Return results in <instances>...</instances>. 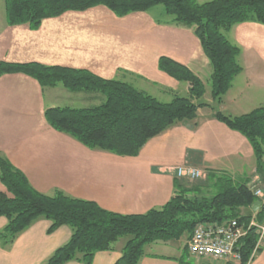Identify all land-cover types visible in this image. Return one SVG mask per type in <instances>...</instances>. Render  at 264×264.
<instances>
[{
  "label": "crops",
  "instance_id": "obj_1",
  "mask_svg": "<svg viewBox=\"0 0 264 264\" xmlns=\"http://www.w3.org/2000/svg\"><path fill=\"white\" fill-rule=\"evenodd\" d=\"M85 12L70 11L46 19L35 31L27 25L8 26L6 13H0V62L86 69L104 79L132 85L126 78L127 72L154 82L174 81L159 69L162 56L188 66L199 77L194 68L210 67L193 28L174 24L159 28L148 17H142L147 12L127 15L130 18L125 21L100 17L108 20L109 25L104 26L98 18L91 20L87 16L84 21L77 16ZM143 34L150 39L145 41ZM126 38L132 43L125 42ZM162 38L165 44L160 43ZM227 38L241 49L239 63L243 71L231 87L235 89L232 99L237 105L232 115L240 116L253 111L251 107L264 104V25H236ZM185 88L188 91V85ZM69 93L62 86L42 88L24 74L0 76V154L21 170L40 193L51 196L61 190L72 198L96 202L110 212L137 215L170 201L180 166L198 168L205 177L207 171L226 172L236 181L257 177L256 157L249 141L214 119L207 107L198 110L196 119L178 123L151 139L138 156H118L90 150L50 126L45 118L46 109L62 107L59 101L71 97ZM86 97L91 100L95 96ZM226 97L222 106L229 101ZM189 151L194 153L189 155ZM7 224L8 219L0 217V230ZM51 224L39 219L9 249L0 244V264L45 263L72 236L68 226L49 235ZM127 240L122 238L112 250L96 253L92 264H115ZM188 241L186 236L181 241L147 245L138 264H238L197 258L190 253L182 262ZM249 264H264V250Z\"/></svg>",
  "mask_w": 264,
  "mask_h": 264
},
{
  "label": "trees",
  "instance_id": "obj_2",
  "mask_svg": "<svg viewBox=\"0 0 264 264\" xmlns=\"http://www.w3.org/2000/svg\"><path fill=\"white\" fill-rule=\"evenodd\" d=\"M4 1L7 25H27L33 31L44 20L70 11L85 12L104 6L124 17L163 6L172 17V24L193 28L200 40L212 69L213 104L203 101L206 87L202 79L188 66L166 56L159 59L160 71L188 84L187 95L176 94L169 103L160 102L131 83L104 79L86 69L37 62H0V76L24 74L42 88L62 86L71 93H99L102 97L99 105L48 108L45 118L54 130L71 136L90 150L118 156H138L151 139L178 123L196 119L200 108H210L214 119L249 141L256 157V174L264 182V105L240 116L226 115L218 108L243 71L239 63L241 49L227 38V33L246 22L264 25V0ZM251 180L236 181L226 172L207 171L206 181L212 192L204 195L202 185H188L176 179L174 194L166 205L145 214L122 215L104 210L96 202L72 198L61 190L51 196L40 193L21 170L0 154V181L6 188L0 191V217L8 219L6 227L0 230V244L9 249L36 221L46 219L52 222L49 235L68 226L72 236L43 264L71 261L92 264L96 253L112 250L124 237L128 240L115 264H138L147 245L181 241L186 236L190 239L199 224H222L231 219L248 222L251 217L243 216L242 209L252 207L257 201L262 206L256 218L264 223V202L250 191ZM256 243L257 235L250 230L238 245L241 264H249L262 252L254 255ZM183 251L180 261L185 262L188 247Z\"/></svg>",
  "mask_w": 264,
  "mask_h": 264
},
{
  "label": "rangeland",
  "instance_id": "obj_3",
  "mask_svg": "<svg viewBox=\"0 0 264 264\" xmlns=\"http://www.w3.org/2000/svg\"><path fill=\"white\" fill-rule=\"evenodd\" d=\"M0 13L4 14L5 13V1L4 0H0ZM134 13L129 14L128 16H135L133 15ZM80 18L84 19V21H86L87 16H89V19L91 18V20H93L94 18H98L100 19V17H106V16H110L113 18H117L119 20H127L128 17L127 15L122 17H119L118 15H116L114 12L110 11L108 8L104 7V6H99L96 8H92L90 10H88L85 13H78V15ZM142 17L146 18L148 17L156 26H158L159 28L162 27H166L168 25L172 26V17L168 16L165 11H164V7L163 6H158L153 8L152 10L148 11L147 13H145V15H142ZM134 18V17H133ZM99 21H102L104 23V26L109 25L108 20L106 18H102ZM137 26V24H135ZM93 25L89 26V28H91ZM99 27V26H98ZM104 29V27H102ZM92 29V28H91ZM130 28H128L129 30ZM101 35V34H100ZM143 38H145V41L150 39V36L143 34L142 35ZM144 41V39H142ZM99 39H98V43H99ZM127 43H132L128 42V39L126 38L124 40ZM105 42V41H104ZM161 44H165L164 39L162 38V40L160 41ZM169 48V45H167ZM194 70L196 72H199V75L202 79V81L205 84L206 87V93L205 96L203 98V101L206 103L213 104L212 103V98H211V86H210V76L212 73V69L211 66L210 67H203L201 68V70H198L197 68H194ZM126 78L127 80H129L130 82L134 83V86L142 91H145L146 93L156 97L160 102L163 103H169L172 101V99L174 98V95L179 94L181 96H186L188 91L187 88H185L188 84L187 83H181L179 81H172V82H162V81H157L154 82L153 80L149 79V78H144L139 76V74L136 73H132V72H127L126 73ZM234 90L235 89H231L228 92V95L226 98L229 100L227 102L226 105L221 104L222 107H224V110L221 109V106H219L218 108L226 115H232V113H236L237 111V105L234 104V100L232 99V96L234 95ZM69 92V91H68ZM71 97L69 98H61L59 101V105L62 107H66V106H70V107H74V108H86V107H91V106H95V105H99L101 103L102 97L101 95L98 93L94 94H87V93H69ZM86 94V95H84ZM248 94V92H246V95ZM86 96H95L94 99H87ZM225 99V97H224ZM223 99V101H224ZM233 100V101H231ZM257 101V102H256ZM258 103L260 102L259 100H255L254 103ZM253 103V104H254ZM264 104H262L261 106H263ZM259 106V107H261ZM257 106H253L252 109H256ZM258 108V107H257ZM210 109V108H209ZM240 115V114H239ZM235 116V115H232ZM58 132V131H57ZM202 172V171H201ZM206 177L204 176V172H202V177L198 180H185V182L188 185H202L203 188V193L204 195H209V193L212 192L211 188L206 186L205 184L207 183ZM2 186V190L0 191H4L5 187L4 185L1 183ZM124 240L127 239V237L123 238ZM180 245L182 244L179 243Z\"/></svg>",
  "mask_w": 264,
  "mask_h": 264
},
{
  "label": "built area",
  "instance_id": "obj_4",
  "mask_svg": "<svg viewBox=\"0 0 264 264\" xmlns=\"http://www.w3.org/2000/svg\"><path fill=\"white\" fill-rule=\"evenodd\" d=\"M179 179L198 180L202 177L200 169L180 166L176 169ZM252 194L264 202V182L260 177H254L248 184ZM250 230L257 235L254 255L264 250V223L259 222L253 214L248 222L231 219L225 223H202L196 226L188 241L189 253L197 258H209L217 261L235 262L241 264L242 257L238 251L240 241Z\"/></svg>",
  "mask_w": 264,
  "mask_h": 264
},
{
  "label": "water",
  "instance_id": "obj_5",
  "mask_svg": "<svg viewBox=\"0 0 264 264\" xmlns=\"http://www.w3.org/2000/svg\"><path fill=\"white\" fill-rule=\"evenodd\" d=\"M262 202L257 201L252 207L249 208H243L242 209V215L246 217H251L253 214L257 213L258 210L261 208Z\"/></svg>",
  "mask_w": 264,
  "mask_h": 264
}]
</instances>
